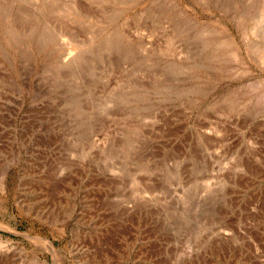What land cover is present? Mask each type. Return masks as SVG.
I'll return each instance as SVG.
<instances>
[{
	"label": "rangeland",
	"instance_id": "1",
	"mask_svg": "<svg viewBox=\"0 0 264 264\" xmlns=\"http://www.w3.org/2000/svg\"><path fill=\"white\" fill-rule=\"evenodd\" d=\"M0 264H264V0H0Z\"/></svg>",
	"mask_w": 264,
	"mask_h": 264
},
{
	"label": "bare ground",
	"instance_id": "2",
	"mask_svg": "<svg viewBox=\"0 0 264 264\" xmlns=\"http://www.w3.org/2000/svg\"><path fill=\"white\" fill-rule=\"evenodd\" d=\"M66 58V57H65ZM70 58V57H69ZM70 60V59H69Z\"/></svg>",
	"mask_w": 264,
	"mask_h": 264
}]
</instances>
